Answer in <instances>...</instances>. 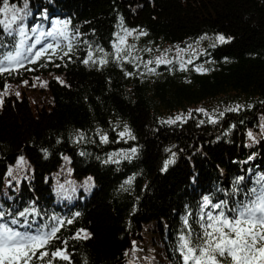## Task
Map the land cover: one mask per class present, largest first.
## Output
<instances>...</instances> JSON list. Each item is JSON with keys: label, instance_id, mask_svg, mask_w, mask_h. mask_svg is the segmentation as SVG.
Here are the masks:
<instances>
[{"label": "trees", "instance_id": "obj_1", "mask_svg": "<svg viewBox=\"0 0 264 264\" xmlns=\"http://www.w3.org/2000/svg\"><path fill=\"white\" fill-rule=\"evenodd\" d=\"M9 4L29 13L26 29L47 32L67 22L75 53L60 59L57 52L0 76V93L8 85L0 106V206L35 207L39 224L52 216L73 220L54 241L55 247L67 241L71 260L57 264H179L184 217L190 212L199 230L204 196L231 206L242 198L230 195L237 177H245L246 190L264 174V0ZM124 30L132 32L123 46L131 63L113 55ZM218 35L231 39L221 44ZM0 42L9 46L0 51L10 50L3 25ZM169 47L190 52L173 58ZM89 50L96 59L108 54L109 62L85 65ZM161 56L171 63L157 65ZM178 115L184 119L164 123ZM125 126L135 139L119 136ZM81 229L88 239L73 238Z\"/></svg>", "mask_w": 264, "mask_h": 264}, {"label": "snow or ice", "instance_id": "obj_2", "mask_svg": "<svg viewBox=\"0 0 264 264\" xmlns=\"http://www.w3.org/2000/svg\"><path fill=\"white\" fill-rule=\"evenodd\" d=\"M2 3L0 15L4 18L0 19V25H3L4 32L8 37H12L13 42L10 45V50L0 51V76L18 74L21 69L28 70L25 67L26 64H34L42 59L50 60L52 55L57 52L62 53L60 59L71 58V55L75 53L74 36L68 33L67 22H57V25L47 32L39 30V26L26 29L23 22L29 13L25 9H17L10 5L9 0H2ZM29 31L35 35L34 39L28 35ZM14 34L19 36L18 40ZM146 34L145 32L140 33V35ZM131 35L132 32L128 30H124L123 36L117 34V43L114 45L115 53L113 54L116 61L128 59L129 63L132 62L126 47H123L126 45V37ZM48 38H51V42H47ZM200 39H208V37L203 36ZM215 39L223 44L231 38L218 35ZM6 47L9 46L0 42V50ZM98 51L102 52L103 50L98 49ZM145 51L150 52L151 49H145ZM107 55L96 59L94 58L95 53L89 50L87 58L82 63L102 67L109 62L106 58ZM152 63L151 60L147 61V64ZM155 63L159 65L171 63V61L161 56L157 57ZM180 70H186L183 63ZM149 71L155 72V69ZM196 71L203 72L206 70L198 67ZM126 74L134 75L135 73L128 72ZM6 95H8V85H5L4 92L0 93V106L3 105V96ZM16 95L19 96V93ZM239 107L230 110L235 111ZM198 111L203 112L204 110L198 109ZM190 115L191 113H189ZM183 119V116L178 115L174 119L170 118L164 121V123L174 124ZM211 122L215 123V120ZM83 135L80 133L79 139H83ZM119 136L135 139L127 126H125L124 131L119 133ZM248 136L255 139L251 131L248 132ZM100 139L104 143L108 142L106 134L100 135ZM135 153L136 149H131V154L134 155ZM125 158L131 159V156L125 154ZM173 162L172 159L165 161L163 170H166L168 165ZM23 163L24 160L21 157L20 164L23 165ZM132 179L130 178L126 183L130 185ZM244 180L245 177L240 176L234 181L230 195L233 197L242 196V198L236 199L231 206H229L227 199L213 203L209 196L203 197L201 210L195 218L199 230L193 228L189 221L188 217L192 215L190 212L184 217V227L180 230L175 245V250L180 256L179 264H264V174L255 175L252 186L246 190L240 187ZM39 215L40 213L35 207L14 212L11 209L5 210L0 206V264L70 262L71 257L67 251V241H62L63 247H55L54 241L61 239L58 233L66 224L73 223V220L52 216L46 223L39 224L36 220ZM75 215L78 216L79 213ZM73 238L77 240L88 239L89 234L81 229L76 232ZM50 245L52 246L51 249ZM145 259L148 258L145 257ZM129 264H136V259H131Z\"/></svg>", "mask_w": 264, "mask_h": 264}, {"label": "rangeland", "instance_id": "obj_3", "mask_svg": "<svg viewBox=\"0 0 264 264\" xmlns=\"http://www.w3.org/2000/svg\"><path fill=\"white\" fill-rule=\"evenodd\" d=\"M171 54L170 56L173 58L183 59L185 54L190 52V47L186 48H178V47H169ZM132 243L135 244V236L132 237Z\"/></svg>", "mask_w": 264, "mask_h": 264}]
</instances>
